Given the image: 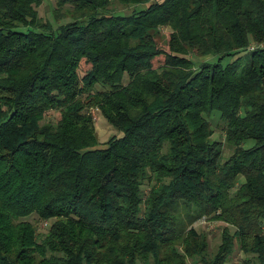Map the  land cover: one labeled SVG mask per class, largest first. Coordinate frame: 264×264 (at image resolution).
Segmentation results:
<instances>
[{"label":"trees","instance_id":"trees-1","mask_svg":"<svg viewBox=\"0 0 264 264\" xmlns=\"http://www.w3.org/2000/svg\"><path fill=\"white\" fill-rule=\"evenodd\" d=\"M54 2L0 0V264H264V0Z\"/></svg>","mask_w":264,"mask_h":264},{"label":"rangeland","instance_id":"rangeland-1","mask_svg":"<svg viewBox=\"0 0 264 264\" xmlns=\"http://www.w3.org/2000/svg\"><path fill=\"white\" fill-rule=\"evenodd\" d=\"M114 7H117V9H121L122 5L116 1L113 3ZM55 2L54 0H42V3L39 5V13L42 16V19H47L49 20L54 26L66 21L69 19V13L66 12V9L63 8L62 10L60 9H55ZM125 11L129 12L130 9L126 8ZM169 29L166 27L165 32H167ZM209 55H204L200 56L201 59H207ZM89 111L94 117L95 120V125H96V134H97V140L98 144L97 146L103 147L105 145V142L114 134H119L120 131L114 127L104 115L100 113L98 108L96 107H89ZM211 124L213 128L215 129L214 131V136L216 137H221L222 134L220 133V127H219V116L217 115L216 111H212L211 113ZM60 117V110L59 109H54L50 108L46 111L45 114V119L46 120H52V121H57ZM247 143L253 144L254 140L253 139H248ZM230 148L225 147L224 149V154L228 155L231 153ZM242 177L238 180V183L241 181ZM181 219L182 221L184 220L187 225V229L190 227L196 228L199 232L203 233L204 236L206 237V242H207V250H205V254L207 256H212L216 253L218 246L221 243L222 240V234L224 231V226H226L229 230L230 233L235 232V228L227 224L225 225L223 220L221 219H214V218H201L199 220H193V217H191V213L186 214L187 212L182 209L180 211ZM28 220L32 222L38 229L37 233H44L47 230L48 225L51 223L52 220H42L38 217L37 214H32ZM48 223V225H47ZM186 236V235H185ZM190 244H193L192 240L188 241ZM234 245H235V250L233 254L230 257V260H228L225 264H241L242 260L245 258V253L241 251L239 248V243L237 242V239H234ZM177 247L181 252H183V247L184 245L177 243ZM186 264H204L201 262L200 258L198 257L196 261L192 259L191 256L186 255L185 257Z\"/></svg>","mask_w":264,"mask_h":264},{"label":"built area","instance_id":"built-area-1","mask_svg":"<svg viewBox=\"0 0 264 264\" xmlns=\"http://www.w3.org/2000/svg\"><path fill=\"white\" fill-rule=\"evenodd\" d=\"M251 47H254V45H252Z\"/></svg>","mask_w":264,"mask_h":264}]
</instances>
